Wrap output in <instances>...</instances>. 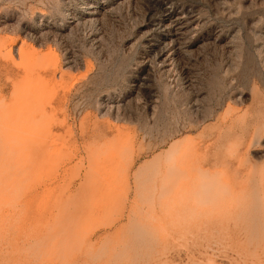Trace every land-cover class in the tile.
<instances>
[{"label":"rangeland","instance_id":"rangeland-1","mask_svg":"<svg viewBox=\"0 0 264 264\" xmlns=\"http://www.w3.org/2000/svg\"><path fill=\"white\" fill-rule=\"evenodd\" d=\"M0 264H264V0H0Z\"/></svg>","mask_w":264,"mask_h":264}]
</instances>
